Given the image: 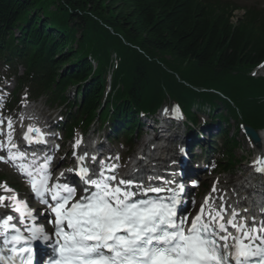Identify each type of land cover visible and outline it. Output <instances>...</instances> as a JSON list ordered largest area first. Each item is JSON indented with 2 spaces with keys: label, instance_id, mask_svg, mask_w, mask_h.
<instances>
[{
  "label": "trees",
  "instance_id": "1",
  "mask_svg": "<svg viewBox=\"0 0 264 264\" xmlns=\"http://www.w3.org/2000/svg\"><path fill=\"white\" fill-rule=\"evenodd\" d=\"M239 8L245 15L234 22ZM263 60L264 11L234 0H0V62L25 69L19 88L66 105L69 87H78L69 133L98 118L129 138L139 112L169 98L189 116L194 105L223 106L229 117L263 128L264 77L250 74ZM226 145L233 158L237 140Z\"/></svg>",
  "mask_w": 264,
  "mask_h": 264
},
{
  "label": "snow or ice",
  "instance_id": "2",
  "mask_svg": "<svg viewBox=\"0 0 264 264\" xmlns=\"http://www.w3.org/2000/svg\"><path fill=\"white\" fill-rule=\"evenodd\" d=\"M6 120L7 143L0 142L6 156L0 155V161L17 167L28 181L33 199L43 205L39 213L51 216L54 232L49 234L39 226L36 210L16 194L0 195V207L16 214L4 218L5 214L0 213V238L4 244L0 264H33V242L47 243L53 235L56 256L47 264H264V222H257L254 214L241 219V213L232 208L226 217L223 198L211 205L209 196L189 222L188 215L181 212L185 185L176 179L175 172L168 178H147L144 183L117 180L116 175L106 173L118 165L74 151L78 167L68 171L80 180L81 194L77 199L76 186L63 172L53 181L52 155L33 154L29 159L12 143V118ZM4 123L0 119V125ZM33 130L40 133L39 128L29 125L28 131ZM24 139L29 144L33 142L27 134ZM35 142L46 143L44 135ZM81 142L77 139L73 147ZM179 151L183 153L184 148ZM86 159L88 164L84 163ZM254 163L264 165V157ZM255 171L264 174V167ZM153 179L159 181L156 186L150 182ZM216 191L213 185L212 192ZM151 193L157 194L155 198L149 197Z\"/></svg>",
  "mask_w": 264,
  "mask_h": 264
},
{
  "label": "rangeland",
  "instance_id": "3",
  "mask_svg": "<svg viewBox=\"0 0 264 264\" xmlns=\"http://www.w3.org/2000/svg\"><path fill=\"white\" fill-rule=\"evenodd\" d=\"M240 5H245V6H249V5H253V4H258L260 6L264 7V0H236ZM241 11H239V15H241ZM3 71V70H2ZM12 86H15V83H12ZM24 93V92H23ZM38 102L36 103V105L39 106L40 109L44 110L45 113H47V107L49 106L48 103L45 102V98L39 99L37 100ZM55 114L56 118L58 119L60 116L63 115V112L60 111V109H55L54 112H52ZM203 114L200 113L199 116H202ZM205 117H207V115H205ZM231 123H235V121H231ZM94 129H98L100 132L101 136H107L108 135V126L106 125L105 127L101 126L99 123H95L92 125L91 129L88 131V135L92 136V132L94 131ZM141 133H139L138 135H140ZM138 135L136 137L133 138V142L135 143L134 148L131 151H128V149L126 147H124V143H123V139L119 138V140L115 141L117 142V148L122 151L125 150L126 155H130L131 153L134 155H136V153H138V150L141 146L142 141L145 140L146 136H145V130L142 129V134L141 137L139 138ZM239 137V140L241 142V148L240 150L237 151V156L238 158H242V160L231 170L228 171L226 173L222 172L221 175V183L224 187H227L228 189L232 188L233 183L237 182L240 176L244 175L245 173H247L245 171L246 168V163H249V161L247 160V157L249 156V158L251 159L255 153L258 152L257 149H255L254 151H250L249 147L251 145H249L248 143H246L245 141V137ZM218 142H221V139H218ZM103 143L105 145H108V141L106 138L103 139ZM129 160H131V156L128 158ZM221 173V172H220ZM4 178L6 181L10 182L11 184H17L18 181L15 177V175H13L10 171H8L5 167L0 165V179ZM211 181V179H210ZM240 182V181H239Z\"/></svg>",
  "mask_w": 264,
  "mask_h": 264
},
{
  "label": "bare ground",
  "instance_id": "4",
  "mask_svg": "<svg viewBox=\"0 0 264 264\" xmlns=\"http://www.w3.org/2000/svg\"><path fill=\"white\" fill-rule=\"evenodd\" d=\"M84 88L81 90V92H84ZM68 120V119H67ZM49 127H53L54 125H56L54 123V119H50V123H49ZM19 128V124L18 122L15 123V129H18ZM260 137H261V140H262V143H261V146L260 147H257L259 151L262 152V154L264 155V130H262L260 132ZM148 145V143H146V141H143V144L142 146L139 148V151L138 153H136L134 159L127 164L126 168L122 170V173L124 172V176H126L127 178H130V177H134L135 175H139L141 176V173H139L138 171L140 170H145L146 169V162L149 158V155H155L156 157H160V158H164V156L166 155L165 151L163 149H161L162 147L160 145L157 146V148L152 151L150 150V154H146V146ZM150 145V144H149ZM150 147V146H149ZM161 149V150H160ZM168 154V153H167ZM157 159H154L152 160V162H156ZM160 160V159H158ZM168 162V161H167ZM161 163H165V161H161ZM253 178L252 176L250 177V175H248V178H246L244 181L242 182H235L234 183V191H239L241 188H247L248 186H250L252 183H254V181L251 179ZM119 179H125V178H121V177H117V180ZM242 178L240 179H237V180H241ZM257 187L259 189L262 188V182H259ZM5 192L2 193V195H4ZM215 198H216V195L215 193L212 194ZM244 193L241 194V196L239 198H242L244 197ZM7 197V196H6ZM225 198V197H224ZM237 197H234V199H236ZM224 202V200H223ZM210 203L211 205L213 204L211 199H210Z\"/></svg>",
  "mask_w": 264,
  "mask_h": 264
},
{
  "label": "water",
  "instance_id": "5",
  "mask_svg": "<svg viewBox=\"0 0 264 264\" xmlns=\"http://www.w3.org/2000/svg\"><path fill=\"white\" fill-rule=\"evenodd\" d=\"M246 131H247V135L256 143H260V137L259 134L253 130L250 126H246ZM249 133H251V135H249Z\"/></svg>",
  "mask_w": 264,
  "mask_h": 264
}]
</instances>
